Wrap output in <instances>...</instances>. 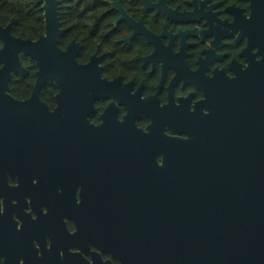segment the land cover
Listing matches in <instances>:
<instances>
[{
    "label": "flooded vegetation",
    "instance_id": "1",
    "mask_svg": "<svg viewBox=\"0 0 264 264\" xmlns=\"http://www.w3.org/2000/svg\"><path fill=\"white\" fill-rule=\"evenodd\" d=\"M58 2L77 67L0 100V264H226L161 213L241 242L225 180L243 139L264 152V0Z\"/></svg>",
    "mask_w": 264,
    "mask_h": 264
},
{
    "label": "water",
    "instance_id": "2",
    "mask_svg": "<svg viewBox=\"0 0 264 264\" xmlns=\"http://www.w3.org/2000/svg\"><path fill=\"white\" fill-rule=\"evenodd\" d=\"M37 3L41 5L45 31L36 40L16 37L9 24L0 25V100L7 96L11 75L23 72L21 57L34 62V93L47 79L60 84L63 62L69 67H77L74 55L67 57V53H62L57 46L61 34L58 0H37ZM239 151L236 171L233 168L227 172L225 183L226 188L236 189L241 194L240 243L216 244L213 238L221 237L217 229L192 223L185 217V212L161 213L163 236L170 232L171 237L188 238L194 246L195 261L202 262L218 246L226 264H264V152L253 148V138L243 139ZM260 200L262 208L253 210V203ZM161 247L162 251L186 252V243L163 240Z\"/></svg>",
    "mask_w": 264,
    "mask_h": 264
},
{
    "label": "trees",
    "instance_id": "3",
    "mask_svg": "<svg viewBox=\"0 0 264 264\" xmlns=\"http://www.w3.org/2000/svg\"><path fill=\"white\" fill-rule=\"evenodd\" d=\"M41 5L37 0H0V25L11 26V33L22 39L35 40L43 34L44 23ZM1 46V43H0ZM23 72L12 75V82L21 79L29 85L35 79L34 63L21 57Z\"/></svg>",
    "mask_w": 264,
    "mask_h": 264
}]
</instances>
